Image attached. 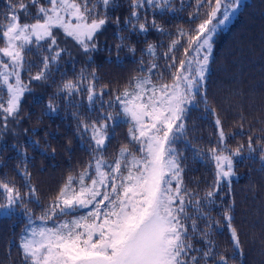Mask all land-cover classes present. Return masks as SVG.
Wrapping results in <instances>:
<instances>
[{
	"label": "trees",
	"instance_id": "1",
	"mask_svg": "<svg viewBox=\"0 0 264 264\" xmlns=\"http://www.w3.org/2000/svg\"><path fill=\"white\" fill-rule=\"evenodd\" d=\"M221 1L214 21L231 15L167 145L138 133L130 110L175 105ZM220 151L236 152L228 182ZM167 155L178 264H264V0H0V264L103 253L149 205Z\"/></svg>",
	"mask_w": 264,
	"mask_h": 264
},
{
	"label": "rangeland",
	"instance_id": "2",
	"mask_svg": "<svg viewBox=\"0 0 264 264\" xmlns=\"http://www.w3.org/2000/svg\"><path fill=\"white\" fill-rule=\"evenodd\" d=\"M224 2H220V6L212 15L213 18L202 29L201 38L196 40L193 53L194 60L192 57L193 62H187L184 72L179 74L181 80H177L174 90L175 105L172 103H169V105L161 104L156 111L149 112L141 110L142 103L137 102L133 107L136 111L130 110L133 118L137 120L135 128L138 133L152 134L157 138H162L167 145L168 132L170 131L169 121L175 117V110L178 112L186 103L189 94L196 86V81H199L204 75L201 68L203 65L200 62L204 58V54L206 57L208 55V39L216 26L226 22L229 19L228 16L231 15L230 12L229 14H227V11L223 12L221 18L214 21L218 10L225 11L222 10L225 6ZM191 69L193 73H191ZM186 86L188 87L186 88ZM167 107H169V111ZM164 124L167 125V130L166 126H163ZM160 125L165 129L163 133L158 132L162 128ZM151 138L153 137L149 139ZM157 144L159 143L157 142ZM165 152L167 154V147ZM235 153V151H220L213 154L218 181L228 182L234 176L232 167ZM162 158L167 163V166H165L167 177H160L153 198L148 201L149 205L143 208L126 232L125 237L119 235L113 238L112 242L100 244L104 246L103 253L99 249L94 250L89 247L74 251V255L69 251H66V253H62L60 250L54 251L60 264H178L180 226L178 221L173 218L172 213L169 216L168 189L171 181L169 172L172 170L168 169L169 156L167 155V160L163 156ZM2 212L4 211L0 210V213ZM107 250H112V255H109Z\"/></svg>",
	"mask_w": 264,
	"mask_h": 264
}]
</instances>
